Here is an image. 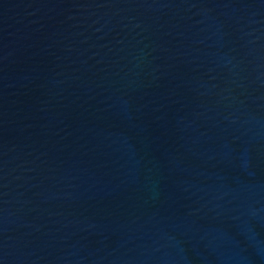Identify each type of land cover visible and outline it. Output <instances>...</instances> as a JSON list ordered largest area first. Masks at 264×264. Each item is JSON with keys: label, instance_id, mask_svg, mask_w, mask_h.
I'll list each match as a JSON object with an SVG mask.
<instances>
[{"label": "water", "instance_id": "obj_1", "mask_svg": "<svg viewBox=\"0 0 264 264\" xmlns=\"http://www.w3.org/2000/svg\"><path fill=\"white\" fill-rule=\"evenodd\" d=\"M0 264H264V0H0Z\"/></svg>", "mask_w": 264, "mask_h": 264}]
</instances>
